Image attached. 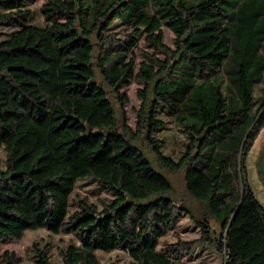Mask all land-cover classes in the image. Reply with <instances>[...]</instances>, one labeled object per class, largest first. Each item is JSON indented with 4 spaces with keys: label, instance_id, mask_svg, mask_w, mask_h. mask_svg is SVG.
<instances>
[{
    "label": "trees",
    "instance_id": "1",
    "mask_svg": "<svg viewBox=\"0 0 264 264\" xmlns=\"http://www.w3.org/2000/svg\"><path fill=\"white\" fill-rule=\"evenodd\" d=\"M34 1L0 0V37L15 28L0 38V242L69 236L61 264L115 251L132 264H192L198 251L264 264L248 169L264 130V0H45L42 27L30 24ZM143 37L155 54L141 52L136 72ZM134 79L146 85L136 132L120 94ZM169 120L186 140L176 159ZM164 171L182 175L189 200ZM82 181L112 199L90 203ZM185 217L200 236L160 248ZM51 248L34 243L32 264H57ZM0 264L21 260L6 252Z\"/></svg>",
    "mask_w": 264,
    "mask_h": 264
},
{
    "label": "rangeland",
    "instance_id": "2",
    "mask_svg": "<svg viewBox=\"0 0 264 264\" xmlns=\"http://www.w3.org/2000/svg\"><path fill=\"white\" fill-rule=\"evenodd\" d=\"M45 0H35L31 5L30 8L34 11V16L30 22L31 25L35 26H44L46 24L45 20L43 19V13L41 12V8L44 7ZM117 24V23H116ZM117 26V25H116ZM121 28H117L114 31H119ZM15 30L13 26L3 28V35L0 38L6 37L8 34L12 33ZM122 31V29H121ZM118 32V37H122L124 33ZM125 32V31H124ZM164 32V40L163 43L167 45L169 48L174 49V42H175V35L174 33L169 30L168 28H163ZM143 52L144 54H155V50L153 46L149 45L148 42H145V37H143L138 46L133 50V54L137 57V70H140V65L145 62V57L141 55ZM157 57L160 60H164L165 56L162 53H158ZM140 64V65H139ZM146 85L142 82L134 79L129 81V85L126 88L120 90V94L123 96H127L128 102L125 105L124 112L125 116L127 117L126 123L132 129L133 132H136V128L138 125L139 117L138 111L141 109L143 104V97L142 94L145 92ZM112 97H116L113 91L109 92ZM119 94V93H118ZM119 106H117V111L119 112ZM164 115V114H162ZM169 116H165L166 119ZM170 121V120H169ZM169 129L164 132L166 137V141L168 143L167 153L173 156V158H177L179 155V150L183 147V142H185V136L181 134L173 123L170 121L168 123ZM162 132L156 134L159 135ZM163 134V133H162ZM146 155L152 161L155 167H158V163L156 160L155 155L149 151L148 148L142 145ZM166 151V150H165ZM0 154L4 155V151L0 150ZM166 175L171 179L173 185L176 189L178 196L182 195L184 198L188 199L185 194V184L181 174L176 173H167L164 171ZM77 193L82 198H87L90 203L96 204L100 200H110L112 197L107 194L105 191H100L96 189V184L89 183L87 181L79 182L76 189ZM180 197V198H183ZM75 198V195L73 196ZM198 209V207H195ZM176 234L180 236L182 239L187 240H194L200 236V230L198 227L194 226L193 223L185 217L184 220L176 227L173 231L169 233V235L163 238L160 242V248L164 246L165 243L173 241L176 239ZM63 241L60 237L57 236H49V234L45 230L40 231H32L28 232L24 235V237L20 240L15 241H6L3 240L0 242V257L4 255V253H14L18 258L21 260V264H32L34 259L32 257V253L29 252V249L33 246L34 243H39L42 247L43 245L51 242V257L54 263L61 264V247L67 246V244L73 242L71 237L66 236L63 237ZM98 256L102 264H132L130 262V258L127 254L123 253L122 251H115L113 253L107 254L104 252H99ZM199 262H203L205 264H220L219 258L214 255L213 253L209 252H197L196 257L191 260L192 264H197Z\"/></svg>",
    "mask_w": 264,
    "mask_h": 264
},
{
    "label": "water",
    "instance_id": "3",
    "mask_svg": "<svg viewBox=\"0 0 264 264\" xmlns=\"http://www.w3.org/2000/svg\"><path fill=\"white\" fill-rule=\"evenodd\" d=\"M248 169L251 186L257 199L264 206V130L250 153Z\"/></svg>",
    "mask_w": 264,
    "mask_h": 264
}]
</instances>
